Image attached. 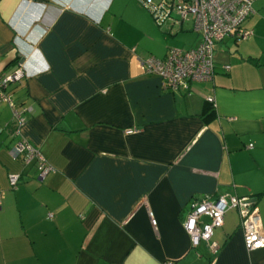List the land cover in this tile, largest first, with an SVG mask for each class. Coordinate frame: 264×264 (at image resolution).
<instances>
[{
  "label": "crops",
  "instance_id": "0c3cea01",
  "mask_svg": "<svg viewBox=\"0 0 264 264\" xmlns=\"http://www.w3.org/2000/svg\"><path fill=\"white\" fill-rule=\"evenodd\" d=\"M253 8L242 22L252 34L219 40L212 78L184 90L145 72L147 54L172 46L147 52L124 0H0V72L46 65L6 90L32 107L19 135L52 166L40 177L13 152L19 135L0 99V264L264 261V246L246 248L236 208L213 230L214 256L183 227L192 200L234 194L256 204L264 233V0ZM144 22L153 39L187 32L179 48L199 40L192 18Z\"/></svg>",
  "mask_w": 264,
  "mask_h": 264
},
{
  "label": "built area",
  "instance_id": "2783aa9c",
  "mask_svg": "<svg viewBox=\"0 0 264 264\" xmlns=\"http://www.w3.org/2000/svg\"><path fill=\"white\" fill-rule=\"evenodd\" d=\"M151 13L158 24L167 21L179 25L183 20L192 18V27L199 34V40L187 48L170 47L163 57L148 55L142 59L145 72L157 74L162 84L169 89H184L190 87V82L211 79L214 73L215 44L227 35L235 40L249 37L253 30L243 27L242 22L253 13L255 0H140ZM224 67L228 69L229 65ZM46 68L30 70L24 62L7 73L0 72V99L7 101L13 111V134L21 133L22 125L31 112L30 105H17L11 94L6 90L10 81L23 76H32ZM212 100L211 97L208 98ZM251 145V144H250ZM13 152L22 157L24 162H34L39 176L43 177L52 169L44 154L28 139L19 135L13 146ZM19 175L9 174L10 184L16 185ZM229 208H236L241 218L244 244L253 249L264 246V233L258 213V208L247 195H224L215 199L203 198L192 200L190 210L183 220V227L190 237L193 246L201 240L207 242L213 254L217 253L219 244L212 239L215 227L222 225L224 214ZM203 216H208L204 220ZM155 224V219L151 217ZM167 264H172L167 261ZM209 264H212L211 262ZM259 264H264V261Z\"/></svg>",
  "mask_w": 264,
  "mask_h": 264
},
{
  "label": "rangeland",
  "instance_id": "374dc122",
  "mask_svg": "<svg viewBox=\"0 0 264 264\" xmlns=\"http://www.w3.org/2000/svg\"><path fill=\"white\" fill-rule=\"evenodd\" d=\"M136 3V1H135ZM137 4V3H136ZM124 10L126 11V15L132 19L135 23V25H137L139 28H141L143 30V33L142 32V38H141V43H143V47L147 48V52H150L152 51L150 48L155 46V45H160L162 43L166 44V45H171L172 47H179V45H182L180 43L181 42V39L189 34H186L187 32H177L176 34H171L169 35L170 33L167 32L166 30H164L162 33L159 29V32H160V36L157 37V38H154L153 39V36H151V33L148 32V28H147V25L146 23L144 22V19L145 17L150 20L152 23H153V19L152 17L149 15V13L144 9V13L142 14L140 11H137L133 8V6L131 5L130 2H128V0H124ZM191 18V15L189 16ZM165 22V21H164ZM164 22H161V23H164ZM191 33V35L193 34H196L194 31H189ZM162 34H166L167 36H170V40H163L162 39ZM152 39H153V42H154V45H152ZM187 39H189V36L187 37ZM185 46V45H184ZM148 55H152L151 53L147 54Z\"/></svg>",
  "mask_w": 264,
  "mask_h": 264
},
{
  "label": "trees",
  "instance_id": "16d2710c",
  "mask_svg": "<svg viewBox=\"0 0 264 264\" xmlns=\"http://www.w3.org/2000/svg\"><path fill=\"white\" fill-rule=\"evenodd\" d=\"M153 17V16H152ZM154 19V18H153ZM154 21L157 23V21L154 19Z\"/></svg>",
  "mask_w": 264,
  "mask_h": 264
}]
</instances>
